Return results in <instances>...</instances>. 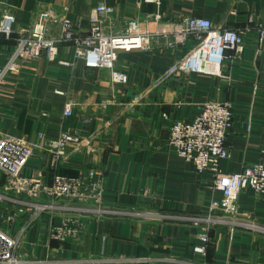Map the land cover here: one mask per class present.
Listing matches in <instances>:
<instances>
[{
  "label": "crops",
  "instance_id": "obj_1",
  "mask_svg": "<svg viewBox=\"0 0 264 264\" xmlns=\"http://www.w3.org/2000/svg\"><path fill=\"white\" fill-rule=\"evenodd\" d=\"M100 3L113 9L103 19L113 35L124 34L132 22L148 31L177 25L186 17L251 28L240 58L223 66L218 76L170 74L197 43L191 40L190 49L188 43L159 49L157 41L166 42L161 38L145 51L118 53L117 68L130 77L126 86L113 85L106 69H87L74 58L72 46L59 48L57 56L70 65L41 55L8 76L0 84V135L22 138L35 149L24 175L49 182L55 173L80 177L96 170V178L104 181L102 208L112 212L83 218L74 238L63 243L51 238L61 214L44 213L26 229L32 211L10 222L18 206L3 200L0 227L6 224L7 233L19 238L17 256L25 264H264V201L250 191L238 195L237 205L261 230L214 228L206 257L194 253L201 230L180 218L204 216L210 201H220L223 193L214 189L212 172H196L169 144L171 123L162 118L169 114L191 122L197 104L229 102L234 129L227 142L230 158L220 163L221 171L237 174L244 166L264 165V49L254 28L264 23V0H160L159 5L144 0H0V16L11 8L19 30L42 11L63 14L68 8L82 34ZM156 14L162 16L159 24L153 21ZM59 31L55 27L50 35ZM13 47L0 36V68ZM69 100L73 114L65 118ZM68 132L78 133L87 145L69 144V162L54 166L44 147ZM3 185L0 172V195L22 198L4 191Z\"/></svg>",
  "mask_w": 264,
  "mask_h": 264
},
{
  "label": "built area",
  "instance_id": "obj_2",
  "mask_svg": "<svg viewBox=\"0 0 264 264\" xmlns=\"http://www.w3.org/2000/svg\"><path fill=\"white\" fill-rule=\"evenodd\" d=\"M145 3L160 4V0H144ZM0 16V36L12 40L14 47L7 56V62L0 68V84L8 76H16L26 63L44 55L48 60L59 61L61 65H70L68 61L58 60V49L72 46L74 58L84 61L85 67L91 70L106 69L111 74L113 85L126 86L130 82L128 73L117 68L118 53L133 50H147L154 40L157 47H183L191 40L197 43L184 59L170 69V74H188L211 76L221 75V68L227 63H234L240 58L245 46L246 28H228L223 24L215 25L209 19L183 18L177 25L167 24L164 28L144 31L137 23L132 22L124 34L113 35L103 24V19L111 16L113 9L98 4L89 18L90 27L86 33L76 31L69 9L63 14L53 9L38 13L29 27L14 29L16 13L11 8ZM162 16L156 14L153 21L159 24ZM249 23L254 19L250 16ZM250 26V27H249ZM59 28L55 37L50 33L53 28ZM259 46L264 49V23L255 25ZM197 115L191 122L172 119L169 114H163L164 121L171 123L169 127V144L186 162L192 164L198 173L210 171L215 175L214 189L223 193L220 201L212 200L209 210L204 216L180 218L198 227L199 244L194 247V253L206 257L207 248L211 244L210 232L217 227H227L230 233L239 228L251 231L261 230L260 226L250 221V217L240 211L238 195L244 191L256 194L264 201V165L244 166L237 174L223 172L220 163L230 158L227 145L228 136L234 129L232 105L226 101H208L197 104ZM74 103L69 100L63 116L73 114ZM252 130L247 127V133ZM69 144L85 147L87 143L79 140L78 133H62L44 149L51 155L53 165L69 162ZM35 149L22 138L13 139L0 135V172L4 178L3 189L7 193L22 198H9L0 195V202L8 200L18 206V214L9 216L13 222L17 215L32 211L26 224L36 222L44 213L61 214L59 224L53 225L51 238L63 243L70 242L77 234L81 220L87 216L97 218L111 214L110 210L102 208L103 178L97 179V171L91 170L86 176L67 177L55 173L49 182L41 176L28 177L24 175L25 167L34 155ZM24 229L20 236L26 231ZM19 238L9 235L0 229V264H25L17 256ZM189 264H198L189 262Z\"/></svg>",
  "mask_w": 264,
  "mask_h": 264
},
{
  "label": "rangeland",
  "instance_id": "obj_3",
  "mask_svg": "<svg viewBox=\"0 0 264 264\" xmlns=\"http://www.w3.org/2000/svg\"><path fill=\"white\" fill-rule=\"evenodd\" d=\"M193 42L192 41H189L188 42V45L186 46L187 47V49H190V48H192L193 47ZM4 205H2L1 206V208L3 207ZM0 214H1V212H0ZM8 226H9V224H8ZM13 227L14 228H16V230H18L19 229V227H18V225H13ZM3 228H5L4 230L6 231V232H8V230H6V228H7V225L5 224V225H3ZM0 229H2L1 227H0ZM20 230V229H19Z\"/></svg>",
  "mask_w": 264,
  "mask_h": 264
},
{
  "label": "trees",
  "instance_id": "obj_4",
  "mask_svg": "<svg viewBox=\"0 0 264 264\" xmlns=\"http://www.w3.org/2000/svg\"><path fill=\"white\" fill-rule=\"evenodd\" d=\"M6 41L11 42L12 40H6ZM12 42H13V41H12ZM210 245H211V244H210ZM210 245H209L208 248H207V252H208V249H209ZM206 255H207V254H206Z\"/></svg>",
  "mask_w": 264,
  "mask_h": 264
}]
</instances>
